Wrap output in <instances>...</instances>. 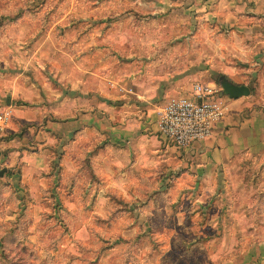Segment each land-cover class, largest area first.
I'll list each match as a JSON object with an SVG mask.
<instances>
[{"label": "rangeland", "instance_id": "1", "mask_svg": "<svg viewBox=\"0 0 264 264\" xmlns=\"http://www.w3.org/2000/svg\"><path fill=\"white\" fill-rule=\"evenodd\" d=\"M219 3L211 1L215 16L208 18L181 11L133 19L131 38L143 39V53L164 56L167 63L177 52L196 47V57L202 53L213 59L181 66V71L192 66L196 72L190 85L209 83L223 96L217 78L224 75L248 85V96H255L264 87V63L251 68L248 60H233L226 73ZM67 4L0 0V62L11 65L17 58L24 64L37 51L30 44L44 40L45 28L56 21L47 9ZM258 28L263 38L264 24ZM251 40L250 34L245 37ZM177 43L185 45L175 52ZM167 63L165 72L171 68ZM132 88L130 78L119 91L121 99H115L116 116L122 115L126 93L141 100ZM177 94L150 98L163 106ZM60 125L49 129L44 141L29 139L24 169L23 163L0 167L5 168L0 171V264H264V256L255 253V245L264 241V162L259 158L243 157L227 166L220 201L181 178V149L156 132L143 133L140 147L145 144L149 154L139 158V151L128 153L130 136L122 134L111 143L103 133L81 139L74 130L65 137Z\"/></svg>", "mask_w": 264, "mask_h": 264}, {"label": "crops", "instance_id": "2", "mask_svg": "<svg viewBox=\"0 0 264 264\" xmlns=\"http://www.w3.org/2000/svg\"><path fill=\"white\" fill-rule=\"evenodd\" d=\"M66 1L67 6L47 9L56 21L45 28L44 40L30 44L37 51L24 64L17 58L12 59L11 65L0 62V110L9 109L12 113L0 142V167L23 163L24 169L29 139L44 141L47 131L55 129L57 123L65 137L74 130L81 139L88 138L89 133H103L111 143L122 134L130 136L128 153L139 151V158L146 156L149 151L145 144L140 147L141 137L147 131L159 135L161 107V102L155 103L150 97L190 94L193 83L190 85L188 80L196 75L192 66L197 61L213 59L202 53L196 57V47H191L187 54L175 51L184 43L172 47L178 56L170 63L164 56L144 54L141 49L147 43L131 38L130 26L133 19L157 18L169 12L215 16L209 11L212 0ZM219 4L223 5L221 59L226 73H230L233 60H248L251 68L263 64L264 37L261 38L258 27L264 24V0H220ZM249 34L250 43L245 41ZM152 43L149 45L160 44ZM166 63L171 65L169 72L164 71ZM183 64L185 68L186 64L192 66L181 71ZM130 78L132 93L141 100L126 93L122 98V115L116 116L115 99H121L120 90ZM138 79L153 83L139 84ZM158 80L162 84L155 86ZM223 97L227 111L214 125L211 136L177 151L181 178H190L199 193L215 195L220 201L223 188H219L223 187L227 166L232 161L255 157L264 162V87L255 96ZM117 129L121 131L118 134ZM133 135L136 139H132ZM0 171L5 172V168ZM222 208L225 210L226 205ZM255 247L257 258L263 257L264 241Z\"/></svg>", "mask_w": 264, "mask_h": 264}, {"label": "built area", "instance_id": "3", "mask_svg": "<svg viewBox=\"0 0 264 264\" xmlns=\"http://www.w3.org/2000/svg\"><path fill=\"white\" fill-rule=\"evenodd\" d=\"M224 97L209 83L195 82L190 94L171 97L158 111L159 135L177 148L211 136L227 111ZM9 109L0 110V142L11 121Z\"/></svg>", "mask_w": 264, "mask_h": 264}, {"label": "water", "instance_id": "4", "mask_svg": "<svg viewBox=\"0 0 264 264\" xmlns=\"http://www.w3.org/2000/svg\"><path fill=\"white\" fill-rule=\"evenodd\" d=\"M217 80L221 86L222 95L229 99H237L250 94V88L248 85L236 84L224 75H219Z\"/></svg>", "mask_w": 264, "mask_h": 264}]
</instances>
